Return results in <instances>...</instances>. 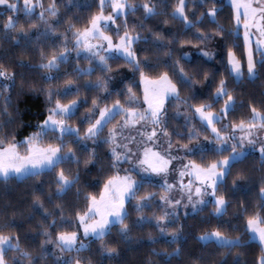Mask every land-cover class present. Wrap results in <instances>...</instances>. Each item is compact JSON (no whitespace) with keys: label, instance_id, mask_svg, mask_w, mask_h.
<instances>
[{"label":"snow or ice","instance_id":"snow-or-ice-1","mask_svg":"<svg viewBox=\"0 0 264 264\" xmlns=\"http://www.w3.org/2000/svg\"><path fill=\"white\" fill-rule=\"evenodd\" d=\"M207 2L208 0H192L194 6H203ZM188 3L189 0H177L169 14L163 11L167 0H158V2L146 0L142 4H134L130 0H98V11L91 14L82 27L68 21L65 32L61 34V44L53 43L50 52H46L43 48L40 49V62L36 67L44 70L43 80L56 79L57 77L51 73L59 72L60 67L68 63L72 52L76 53L77 59V66L72 69L74 79H66L64 86L56 91L51 88L42 90L50 106L47 108L46 118L37 125L36 132L22 141H16L14 136L10 140L0 136V180L5 182L12 178L23 180L38 177L46 172H55V192L49 194L47 200L49 203L52 202L53 197L62 200L81 180L79 172L81 160L72 147L73 144H79L81 141H92L97 147L101 143L106 144L108 146L107 157L110 158L107 167L112 171V175L104 181L98 196L92 193H86L83 196V207L65 202L56 204L53 211H47L41 196L33 194V208L45 209L43 214L45 221H48L49 217L52 218L40 226L42 228L40 235L44 237L41 241V251L45 250V245L54 244L61 254H76L75 256L70 255L67 259H64L62 255L57 256L55 264H86L81 253L90 249L88 244L83 242L84 240L102 241L100 246L102 257L112 258L119 255L116 247L103 243L105 237L109 236L112 229L117 226V235L121 241L129 243V233L133 227H142L154 221V226L159 230L161 238L171 237L165 239V243L169 246L178 244L181 241V230L176 228L169 231L167 225L178 218V209L181 205L185 209L191 206L193 213H196L211 203L214 208L213 215L222 216L228 202L226 194L220 191V187L230 174L232 167L237 163H242L250 151H259L261 165L264 166V137L261 136V133H264V110L250 104L251 115L248 118L234 120L231 124L226 123L218 128L216 125L226 120L237 106L235 89L230 90L227 80L220 78L207 99L190 104L189 101L195 99V94L182 98L181 89H191L198 80L189 75L180 63V60H188V53H184L170 68L165 62L164 69L156 72L159 62L154 66L149 62L148 49L136 47L141 42L149 44L148 39L142 37L137 31V28L143 25H134L129 28L127 23L128 14L136 13L141 8L144 13L143 19L170 15L173 21H179L184 25L185 31L197 28L198 35L195 37V43L192 40H181L180 46L183 48L185 45H191L199 49L202 57L211 60L213 53L206 50L208 43L215 37L223 39L225 35L238 36L241 20H243L244 55L247 58V77L251 81L257 77V65L264 66V0H230L235 27L226 33L223 26L217 25L211 34L200 31L197 25L205 18H210V22L215 24L219 11L216 5L222 3V0H212V6L207 12H201L195 20L191 19L188 14ZM0 6L11 13L3 24V34L4 39H11L14 46H21L22 39L25 48L29 43L40 44L42 37L47 40L56 32L54 23L58 24L59 20L53 23L46 18V16L59 17V5L56 0H50L47 8L41 0H22V7L20 0H0ZM71 6H74L73 0H69L68 5H65V7ZM109 7L111 11L106 14V9ZM158 7L161 8L160 11ZM37 8L42 9L38 20L44 26L43 31H40L36 23H31L29 29H25L23 24L18 26L17 19L21 12L31 19ZM121 17L124 18L123 25L117 24ZM121 26L123 27L122 34ZM113 28L115 29L114 36L109 34ZM31 29L36 30L34 42L30 34ZM252 29L258 33L256 53L261 57L259 61L255 60L251 46ZM10 32H17L18 35L9 37ZM153 35L155 40L152 42V47H163V44L156 43L162 40L161 35L159 33H153ZM172 42L175 41L169 43ZM234 47L235 45L227 49L226 71L234 84L239 85L244 76L243 65L241 59L233 51ZM141 52L145 53L143 57L140 55ZM82 54L83 59L88 63L87 67L79 66ZM165 55L171 57L172 53L169 50ZM118 59H122L133 74L139 73V81L143 86V106L133 90L134 85L127 87L123 100L119 98L120 93H117L116 99L111 103H103L102 106V102L112 95L110 84L114 80L112 75L114 70L109 61ZM20 67L24 65L21 63ZM97 71L101 75L94 82L89 81L82 85L86 91L93 89L97 91V95L91 100V107L76 124L70 123L82 106L79 99L81 86H77L73 92L74 80L91 77ZM150 72H156V74L152 76ZM117 75H120L118 70ZM203 79L204 81L209 79L208 73H204ZM21 80L23 81L22 74ZM0 81L7 82L0 84V96H4L0 116H5L8 115L10 93L15 86L16 74L4 63H0ZM27 86L30 89L33 88L32 84ZM23 87L22 83L21 89ZM4 93H9V95H4ZM70 94L73 98L65 103L64 100ZM171 98L178 102L177 115H180V105H184L186 123L191 117H195L199 119L205 130L210 131L211 139L205 137V140L209 145L214 141V147L201 144L199 142L200 133L194 127L189 128L188 144L180 143L183 136H180L175 144L173 143V133H170L167 127L166 108V101ZM221 101L222 106L214 110V105ZM85 121L87 126L81 130L77 125ZM113 121L115 123H112ZM5 123L10 124L12 121L8 119ZM109 124L112 126L108 127ZM4 126L0 124V128ZM49 133L52 136L47 143H44L43 140ZM237 133L240 135L237 136ZM66 137L70 139L66 140ZM85 149L87 150L86 145ZM206 151H211L219 158L208 162L204 161L203 155L200 157V162L188 159L196 152L203 154ZM181 152L184 155H177ZM225 152L227 155H224ZM99 162L100 159L95 149L87 150V158L83 161L85 168L89 165L95 166ZM174 162H177L179 167L174 168ZM65 164H75L77 169L75 171L70 168L66 169L63 167ZM125 164L128 167H123ZM173 170L176 171L178 179L175 183H169V176ZM185 178L188 179L186 184L184 183ZM237 179H244V176L239 174ZM233 186H238L235 181ZM156 187L159 188V192L149 191L150 188ZM177 191L180 199L175 198ZM75 195L78 202L81 195L79 188ZM157 196L159 197L157 207L160 214L157 215L153 211L151 216H146L145 210L156 203ZM185 199L186 203H184ZM133 201H135L134 204H132ZM130 204L137 218L128 223L126 221L129 218L128 206ZM258 209L246 217L245 231L254 234L250 236V239L258 238L261 255L256 264H264V186L260 188ZM65 211L69 213L70 219H65ZM65 224L70 225V230H58L53 239L49 229L62 227ZM12 228V221L0 226V264H24L25 260L28 264H35L30 253L21 248L20 236L11 231ZM6 229L9 231H5ZM149 236L151 237V234ZM197 239L204 244L214 243L219 248L233 249L245 246L241 236L231 238L218 228L210 232L205 231ZM150 242L157 243L152 239ZM180 251L181 249L177 247L172 252L156 253L154 251L153 255L165 256L167 258L165 264H167V260L178 257ZM9 252L17 253L18 256L9 260L7 256ZM40 258L43 259V255ZM87 264H91L90 259ZM219 264H225V262L222 260Z\"/></svg>","mask_w":264,"mask_h":264},{"label":"trees","instance_id":"trees-1","mask_svg":"<svg viewBox=\"0 0 264 264\" xmlns=\"http://www.w3.org/2000/svg\"><path fill=\"white\" fill-rule=\"evenodd\" d=\"M21 7H22V0ZM44 7L47 8L50 0H41ZM69 0H56L59 5V17H48L50 22L59 20L58 24L54 23L56 32L50 36L47 40L41 38V43H29L27 48L23 46V39L21 46H14L11 39H4L3 24L7 17L11 15L6 11L3 6H0V63H4L8 68L16 74L15 86L10 93V107L8 109V115L0 116V124H4L3 128H0V136H4L7 139H12L14 136L16 141H22L25 137L30 136L36 132L37 125L43 122L47 116V108L50 106L47 103V98L42 91L43 89L51 88L56 91L58 88L64 86L66 79H74L72 69L77 66L76 57L70 56L67 64L60 67L59 72H53L51 75L57 77L52 81H45L42 77L45 75L44 70L38 69L36 65L39 64V51L43 48L46 52L52 50L51 45L61 44V34L65 32L67 28V22L71 21L77 24L78 27H82L91 16V14L98 11V0H73L74 6L65 7L68 5ZM134 4H142L146 0H130ZM152 2H158V0H152ZM177 3V0H167L166 7L163 11L171 13L173 6ZM212 6V0H208L207 4L201 6H194L192 0L188 3V14L191 19L195 20L201 12L206 13L208 8ZM216 7L219 9L216 16V23H211L210 18L203 19L197 27L200 31L211 34L217 25L224 27L225 32L231 31L235 27V22L232 19L233 11L231 4L222 0V3H218ZM161 8L158 7V11ZM42 9L37 8L35 14L31 19L25 17L23 12L17 19L18 26L23 24L25 29H29L31 23H36L40 31H43V25L39 23L38 17ZM110 7L106 9L110 12ZM194 13V15H193ZM143 9L141 8L136 13H129L127 16V23L129 28L134 25L138 27L137 31L140 32L142 37H146L149 44L143 42L136 45L138 49L147 48V55L149 56V62L154 66L159 62V67L156 68V72L164 69L165 62L169 68L174 62L183 55L182 50L191 45H185L183 48L180 46L181 40H192L195 43V37L198 35L197 28H192L185 31L184 25L179 21H173L170 15H159L143 19ZM47 17V16H46ZM167 21V23H165ZM124 18L118 19L117 24L123 25ZM121 34L123 33V27L120 28ZM153 33H159L162 40L157 41V44H163V47H152V42L155 40ZM30 34L32 41H35L36 30L31 29ZM109 34L115 35V29ZM17 32H10L9 37L17 36ZM57 37H60L59 39ZM70 38V33H69ZM170 41H175L169 43ZM218 45L219 51L212 61L206 60L200 55H192L188 57V60H180L181 65L184 66L185 71L198 80L191 89L182 88L181 97L192 96L195 94V99L189 101L190 104L199 103L201 100L207 99L211 92L216 87L220 78H224L228 82L229 89H235L236 107L229 114L226 120H222L216 126L222 127L223 124H231L232 121H239L241 118H248L250 113L249 105L264 110V66L257 65V77L255 80H249L247 77V64L246 57L244 55V40L241 32L238 36L225 35L223 39L215 37L207 45L206 49H212ZM235 45L233 51L236 52L237 57L241 59L243 65L244 76L241 79L239 85L234 84L233 80L228 76L227 68V49ZM171 51V57L165 55L167 51ZM141 57L145 53H140ZM254 58L256 61L261 59L260 55L254 52ZM24 67H20V64ZM114 71L127 68L122 59L110 60ZM80 67H87L88 63L83 57L79 60ZM129 70V69H128ZM156 72H150V75L154 76ZM208 73L209 79L204 81V73ZM21 74L23 75V81L21 80ZM101 73L99 71L94 72L91 77H81L78 80H74L73 92L77 86L80 87V101L82 106L79 111L73 117L70 123L76 124L81 118L86 115L87 109L91 107V100L97 95L96 90H85L82 85L86 82H94ZM6 83L0 81V84ZM22 83L24 84L21 89ZM32 84L33 88L30 89L27 85ZM134 85V92L140 98L142 105L143 99V87L139 81V73L133 74L129 71V76L125 78L115 88H110L111 96L103 103H111L112 100L117 98V93H120L119 98L124 99V93L128 86ZM9 95V93H4ZM73 95L70 94L67 99H72ZM87 103H83V101ZM4 96H0V108L3 107ZM177 101L174 98L166 101L167 108V127L170 133H173L172 140L175 144L176 140L183 136L180 140L181 144H188V131L190 127H194L196 131L200 133L199 140H205V137L211 138L209 130H205L198 118L191 117L189 122H185V107L180 105V115H177ZM222 106L221 103L214 105V110H218ZM11 119L12 123L6 124L5 122ZM119 119V117H117ZM112 123H115L113 121ZM83 130L87 126L86 121L82 124H78ZM112 125L109 124L108 127ZM107 128L105 129V135ZM180 134L179 136L176 134ZM51 133L44 138L43 142L47 143ZM70 138L66 137V140ZM103 139V137H101ZM194 142V141H193ZM95 149L100 162L95 166L89 165L85 168L83 161L87 158V150ZM72 147L76 150L77 156L81 160L79 166V172L81 176L80 183L74 186L69 193L62 199L57 200L53 197L52 202L49 203L47 197L49 194L55 192V172H46L38 177H29L27 179L18 180L16 178L9 179L8 181L0 180V226H3L8 221L13 222V228L11 231L19 234L21 248L30 253L31 257L35 260V264H55L56 256H61L67 259L70 255L75 256V253H63L57 251L54 244H47L44 246L45 250L41 251V241L44 239L40 235L42 224H46L52 218L49 217L48 221L43 219L44 210L53 211L56 204L59 203H75L78 207H83V196L86 193H92L99 195V192L103 186L104 181L112 175V171L107 167L108 160V146L106 144H99V146L93 145L92 141H81L79 144H73ZM23 151V149H21ZM203 155L204 161L208 162L213 159H217L215 154L211 151H206L203 154L196 152L195 155H190L189 159L197 160L200 162V157ZM227 155V152L224 153ZM123 165V167H125ZM66 169H72L75 171L77 166L75 164L63 165ZM242 174L244 179H237V176ZM236 182L237 187L233 186V182ZM264 186V166L261 165L260 153L258 151H250L249 155L242 163H237L231 169L230 174L227 176L225 182L221 185L220 191L226 194V200L228 206L222 216L213 215L214 208L211 203L202 208L201 211L193 213H187V215L180 213L178 218L174 219L167 225L169 231L179 228L181 230V241L178 244H172L169 246L165 243V239L161 238L159 230L152 224H144L142 227H133L129 233L130 242L124 243L117 235L118 226L113 228L110 235L105 237L103 243L107 246L116 247L119 255L112 258L106 256L102 257L100 253V246L102 241L98 240H84L83 242L88 244L89 251L81 253L85 258L86 264L90 259L91 264H165L167 259L163 255H153L156 253L172 252L179 247L181 249L178 257H172L167 260V264H219L220 261H224L225 264H256L258 257L261 255V245L258 241L250 239L252 234L247 233L246 230V217L253 211H258V205L260 204V188ZM77 188L80 189V200H76ZM149 191L159 192V188H150ZM41 196L44 202L45 209L33 208V194ZM159 197L156 198V203L145 210L146 216H151L155 211L157 215L160 214L157 207ZM135 201L132 202L134 204ZM67 207V205H66ZM245 209L247 211H245ZM129 218L128 223L135 221L137 218L136 212L133 210L132 205L128 206ZM59 213L57 210V219ZM70 215L65 211V219H70ZM220 229L226 235L231 238L237 236L242 237V243L245 244L242 248H219L214 243L204 244L200 242L197 237L204 234L205 231H212L213 229ZM70 230V225L65 224L62 227H53L49 229L52 233L53 239L58 230ZM5 231H9L6 229ZM151 234V237L149 236ZM83 239V233H80ZM150 239L156 240L157 243H151ZM53 250V252H51ZM55 253L56 256L53 254ZM43 255V259L40 257ZM9 260L12 257L18 256L17 253L9 252L7 254ZM24 264H28L25 260Z\"/></svg>","mask_w":264,"mask_h":264},{"label":"rangeland","instance_id":"rangeland-1","mask_svg":"<svg viewBox=\"0 0 264 264\" xmlns=\"http://www.w3.org/2000/svg\"><path fill=\"white\" fill-rule=\"evenodd\" d=\"M226 2H228V3H230V0H225ZM231 4V3H230ZM242 11V10H241ZM46 18H48V17H46ZM49 19V18H48ZM50 20V19H49ZM243 20H241V27H240V29H239V32H241V35H242V37L244 36V29H243ZM44 27V26H43ZM252 33H253V35H252V37H251V46H252V49H253V52H255L256 51V39H257V36H258V33H256V30L255 29H252ZM243 40H244V38H243ZM207 51H210L211 53H213V59H214V57L216 56V54L218 53V51H219V48H218V45H215V47L214 48H212V49H206ZM184 53H188V57H190V56H192V55H194V54H196V55H200V51H199V49H197V48H193V47H187V48H184L183 50H182V54H184ZM71 56H73V57H76V53L75 52H72L71 53ZM201 56V55H200ZM81 57H83V54L81 55ZM246 57V56H245ZM206 59V58H205ZM213 59H211V60H209V61H212ZM206 60H208V59H206ZM246 64H247V58H246ZM118 72L120 73V75H117V70L116 71H113V73H112V75L114 76V80L112 81V83L110 84V88H115L116 86H118L125 78H127L128 76H129V70L127 69V68H121V69H118ZM4 82H6V81H4ZM7 83V82H6ZM143 87V86H142ZM142 106H143V99H142ZM240 135V133H237V136H239ZM261 136L262 137H264V133H261ZM211 139V138H210ZM84 142V141H83ZM199 142L201 143V144H204V145H206V146H209V147H214L215 146V143H214V141H213V143L211 144V145H209L208 144V141L207 140H199ZM193 143H195V141L193 142ZM191 146V145H190ZM257 148H259V145H257ZM259 152V151H258ZM177 155H184V153H177ZM189 159V158H188ZM125 167H128V165L126 164V166ZM175 167H179V164L177 163V162H174V168ZM121 174H123L122 173V171H121ZM177 179H178V177H177V173H176V171L175 170H173L172 172H171V174H170V176H169V183H175L176 181H177ZM161 183L163 182V181H160ZM188 182V179L187 178H185V180H184V183L186 184ZM177 187H178V185H177ZM175 198L176 199H180V194H179V192L177 191L176 193H175ZM206 199H210V198H206ZM187 201H186V199H185V201H184V203H186ZM190 213V212H193L192 211V208H191V206H189L187 209H185L184 207H183V205H181L180 207H179V209H178V215L180 214V213H182V214H185V213ZM252 235H254V234H252ZM168 238H171L170 236H168ZM254 240H256V241H258L259 242V240H258V238H254ZM56 248V247H55ZM56 250L57 251H59V249H57L56 248ZM51 252H53V250L51 251ZM55 256H56V254L55 253H53ZM57 257V256H56Z\"/></svg>","mask_w":264,"mask_h":264}]
</instances>
